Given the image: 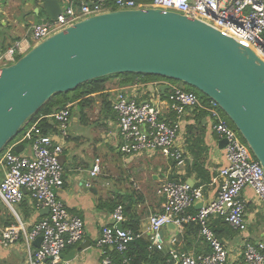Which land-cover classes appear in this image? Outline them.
I'll return each mask as SVG.
<instances>
[{
    "label": "built area",
    "instance_id": "2783aa9c",
    "mask_svg": "<svg viewBox=\"0 0 264 264\" xmlns=\"http://www.w3.org/2000/svg\"><path fill=\"white\" fill-rule=\"evenodd\" d=\"M61 13L55 20L45 19L29 27L27 33L13 45L0 53V69L15 63V56H23L31 48L48 37L65 31L71 25L105 12L116 10L158 9L198 20L216 29L236 42L245 45L264 63V0H59ZM30 33V37H29ZM151 87L145 101L136 97V89ZM160 81L134 83L120 89L111 108L117 119L118 136L121 140L119 152L126 158L142 154L159 153L165 159L178 161L182 153L177 149L179 125L188 111L204 110L208 114L211 130L226 141L224 147L225 165L219 170L220 184L215 198L202 205L198 212L189 216V210L202 193L186 183L166 182L158 195L164 200L162 212L149 217L151 233L149 249L161 251L163 240L161 230L174 225L179 230L190 222L199 225L200 234L208 243L210 253L192 256L174 254V264H227L228 250L215 237L210 228V219L217 217L239 233L247 230L246 201L241 192L249 187L257 202L264 207V170L254 159L248 146L230 124L219 106L212 100L203 102L192 91L167 84V94L160 95ZM130 92H126L129 91ZM72 104L45 118L57 122L62 135L70 119ZM173 115L174 121L162 118V111ZM37 123L25 135L5 147L0 157L4 175L0 179V203L13 211L26 195L35 204L36 210L48 209L41 222L35 223L29 232L18 220L17 224L0 227V247L8 248L23 241L27 264H66L61 261L62 251L82 241L85 231L80 218L71 216L64 203L56 196L63 188L64 174L60 163L63 152L54 135L42 134ZM31 141L29 153L19 154L15 147ZM99 160H95L90 175L99 174ZM124 222L122 210L112 214L110 226L103 227L96 246L102 249V264H131L127 257L131 243L140 239L141 234L129 229H118ZM40 238V244L32 249ZM111 248L119 256L114 261L107 253ZM237 264H264V242L242 243L241 259Z\"/></svg>",
    "mask_w": 264,
    "mask_h": 264
},
{
    "label": "crops",
    "instance_id": "0c3cea01",
    "mask_svg": "<svg viewBox=\"0 0 264 264\" xmlns=\"http://www.w3.org/2000/svg\"><path fill=\"white\" fill-rule=\"evenodd\" d=\"M24 4L28 13L18 24L11 16V10L19 5L18 2L0 0V28L13 26L4 39L0 38V53L21 39L31 25L46 19L44 14L41 16L40 13L37 16L33 13L37 8L38 0H26ZM9 35L12 37L5 40ZM137 82L147 84L154 81L139 82L138 80ZM160 83L168 84L161 81ZM104 87L103 95L111 107L117 91L129 85L120 84V79L114 78L106 82ZM146 87L151 91V87L143 85L134 92L141 102L147 99L148 92H150L145 90ZM126 92L129 93L130 90ZM160 95L162 96L161 93ZM92 99L91 106L84 105L83 108L78 101L70 103L73 106L66 130L69 128L71 130L67 131L65 136L59 130L57 122L49 120L52 129L47 134L54 135L56 141L63 147L60 163L63 167L64 185L56 196L64 203L71 216L82 220L85 231L82 241L62 251L61 261L66 264H102V249L98 248L96 243L103 227L111 225L113 212L120 208L123 213L122 207L109 210L112 202L132 204L131 211L127 215L123 213L124 222L119 225L129 230L135 227L136 231L141 234L138 240L142 244L150 245L149 217L161 213L164 202L163 198L158 195L159 188L166 182H176L170 178L177 177L178 179L185 178L184 183L193 189H199L202 193L201 200L187 210V214L193 216L198 212L199 207L201 208L202 205H206L215 198L220 184L218 172L225 165L224 148L219 147L223 139L211 130L208 114L204 110L188 111L180 121L176 147L182 153V159L178 161L165 159L156 153L127 158L125 162L121 157L123 155L119 152L122 142L118 136L115 114L113 111L106 110L102 96L94 95ZM162 118L168 122L174 121L173 115L165 110L162 111ZM78 124L93 126L94 129L92 133H86ZM196 140L201 141L200 149L205 151L201 153L204 156L198 162L207 175V180L205 176L204 179L201 177L204 175L203 171L199 174L193 167V156L189 149ZM25 142L17 145L15 152L18 148L19 154L28 155L30 145L26 147ZM96 159L99 160L100 171L97 176L92 177L90 172ZM3 173L4 170L0 166V179ZM130 196L133 198L126 200ZM241 198L246 201L245 216L248 226L245 232L233 231L223 219L217 217L209 221L215 237L229 252L227 264H237L240 261L244 240L253 243L264 242V207L256 201L249 187L243 189ZM13 210L16 216L12 210L0 203V227L17 224L19 220L24 225L25 231L29 232L35 223L43 221L47 216L42 213V210L35 209V204L28 195ZM190 223H194V227L187 223L182 230L165 226L161 230L164 243L162 250L152 249L149 251L146 263L142 261L141 264H150L151 256L156 252L163 258L168 256V264H174L172 252L177 255L187 254L195 257L210 253L208 243L200 234L199 225L196 222ZM195 225L199 229L197 233ZM86 242L90 247L79 250V247ZM36 248L33 243L32 249ZM129 252L135 257L139 255L140 249L131 248ZM107 253L115 259L116 252L111 248L107 249ZM26 260L27 254L22 240L8 248L0 247V264H27ZM154 264H162V262L159 260Z\"/></svg>",
    "mask_w": 264,
    "mask_h": 264
},
{
    "label": "water",
    "instance_id": "95a60500",
    "mask_svg": "<svg viewBox=\"0 0 264 264\" xmlns=\"http://www.w3.org/2000/svg\"><path fill=\"white\" fill-rule=\"evenodd\" d=\"M33 13L53 21L61 13L60 2L38 0ZM122 74L180 82L214 101L264 170V63L205 23L152 8L83 19L1 68L0 154L56 94ZM167 88L160 85V93ZM225 145L222 140L219 147Z\"/></svg>",
    "mask_w": 264,
    "mask_h": 264
},
{
    "label": "trees",
    "instance_id": "16d2710c",
    "mask_svg": "<svg viewBox=\"0 0 264 264\" xmlns=\"http://www.w3.org/2000/svg\"><path fill=\"white\" fill-rule=\"evenodd\" d=\"M113 78H119L120 84H123V85H131V84L136 83L138 80H139V82H141V81L142 82H148V81H156L157 80V77H152V76H142V75H132V74L114 75V76L103 77V78L88 81L84 84H81L77 89H75L72 92L63 93V94H56L25 124V126L20 130L18 135L7 146H9L12 143H14L15 141L21 139L25 135L26 131L33 124H35V122H37L39 119L40 120L38 121L37 126H36L37 129L44 135L49 133V131H51V129H52V126L49 124L50 119H47L45 117H47L53 113L58 112L68 103H74L75 101H78L82 105V108L84 107V105L85 106H91L92 101H93L92 96L99 95V96H102V98H103V104H104V107L106 108V110L112 111V109L110 107V103L107 101V99L105 100V96L103 95V92H104V88H105L104 87L105 83L107 81H109L110 79H113ZM186 90L194 92L198 97L201 98V100L203 102H206L208 100L205 96H203L202 94L198 93L197 91H195L193 89H186ZM198 141L200 144L201 141L200 140H198ZM189 150L193 156V161H194L193 167L196 168L198 173L200 174V172L203 171V168L199 164L198 161H200V158H202L204 156V155L202 156L201 153L205 152V151L203 149H200V147H197L195 142ZM1 155H2V153L0 154V157H1ZM203 173H204V171H203ZM204 176H205V180H207L208 178H207V175L205 173L203 176L201 175V177H203V179H204ZM170 180L176 181L177 183H184L185 182V178L178 179L177 177H174V178H170ZM207 182H209V181H207ZM134 194H136V193L134 192ZM131 198H133V197L132 196L127 197L126 200H130ZM116 207H122L123 213L125 215H127L132 209V204L127 203V205H125L123 202H118V203L112 202L109 210L112 211ZM189 224L191 225V227H194V223H192V224L189 223ZM9 226H10V224H9ZM130 229L134 232L136 231L135 227L130 228ZM195 232L196 233L199 232V229L197 228V226L195 227ZM131 248L140 249L139 255H136L134 257L133 254H131V252H129ZM149 251H152L149 249V245L142 244L139 240H136L130 244V246L128 248V252H127V257L131 259V261H132L131 264H141L142 261H145V263H146L147 256L150 253ZM151 253H154V252H151ZM156 253L152 254L153 256H151V260H150L151 263L150 264H154L155 261H159V260H161L162 264H168L167 263L168 256L163 258L159 254H156ZM115 255H116L115 259H113V258L112 259L114 261H118L119 256L116 253H115Z\"/></svg>",
    "mask_w": 264,
    "mask_h": 264
},
{
    "label": "rangeland",
    "instance_id": "374dc122",
    "mask_svg": "<svg viewBox=\"0 0 264 264\" xmlns=\"http://www.w3.org/2000/svg\"><path fill=\"white\" fill-rule=\"evenodd\" d=\"M13 1H17L18 2V6L14 7L12 10H11V16L16 20V22L19 24L21 22V19L23 16L27 15L28 11H27V7L26 5L24 4V1L26 0H13ZM31 14V13H30ZM41 16H43V13H41ZM34 19L36 18V16H32ZM1 27V25H0ZM13 26L11 25L10 27H6V28H0V38L1 39H4L9 33V29L12 28ZM12 37V35H9L5 40H9L10 38ZM29 37H30V33H29ZM16 57V60H18L21 56H15ZM114 79V78H113ZM109 81H112V79H110ZM157 81H161V82H166L172 86H179L180 88L182 89H191L190 87L180 83V82H175V81H171V80H167V79H163V78H159L157 77ZM108 82V81H107ZM145 90L147 91H150L149 88H145ZM199 99H201L199 97ZM109 113V112H107ZM69 125V123H68ZM80 126V124H78ZM81 127V130L83 132H86V133H92V130L94 129L93 126H80ZM71 129H67V131H70ZM31 144V141H26L25 142V145L26 147H29V145ZM195 144L197 145V147H200V144H199V141L196 140L195 141ZM3 153V151H2ZM149 155V154H147ZM123 157V161H127V158L125 156H121ZM257 201V200H256Z\"/></svg>",
    "mask_w": 264,
    "mask_h": 264
}]
</instances>
